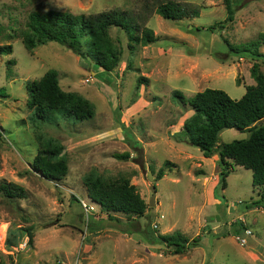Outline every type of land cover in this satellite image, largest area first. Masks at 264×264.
<instances>
[{
  "label": "rangeland",
  "instance_id": "rangeland-1",
  "mask_svg": "<svg viewBox=\"0 0 264 264\" xmlns=\"http://www.w3.org/2000/svg\"><path fill=\"white\" fill-rule=\"evenodd\" d=\"M167 1L199 15L163 19L155 10ZM229 1L233 21L210 32L227 17L224 0H0V45L12 46L10 55L0 57V88L8 94L0 99V183L25 190L24 199H8L0 192V262L264 264V187L254 188L251 172L233 166L221 190L218 156L205 159L199 149L180 141L183 123L193 112L172 96L179 91L189 98L208 88L239 100L254 84L250 68L255 62L264 75V60L235 56L228 46L244 45L264 33V0ZM48 10L88 15L126 11L151 29L156 41L130 52L126 35L110 29L122 49L121 61L110 73L54 42L26 51L21 38L28 14ZM259 52L264 54V46ZM9 60L15 65L9 67ZM49 70L57 72L63 91L94 106L91 120L79 123L55 114L53 122L43 123L33 117L26 107L25 83ZM141 77L147 82L137 86ZM248 137L247 131L223 130L218 145ZM48 143L60 146L67 160L61 180L48 181L32 169ZM124 153L130 155L126 161L114 157ZM159 170L161 179L156 178ZM92 171L108 181L128 180L146 205L153 186L154 205H147L140 218L102 212L83 184ZM81 201L96 211L86 214ZM244 226L253 235L240 247L234 235ZM175 232L189 240L199 236L198 246L173 254L157 242V236Z\"/></svg>",
  "mask_w": 264,
  "mask_h": 264
},
{
  "label": "trees",
  "instance_id": "trees-1",
  "mask_svg": "<svg viewBox=\"0 0 264 264\" xmlns=\"http://www.w3.org/2000/svg\"><path fill=\"white\" fill-rule=\"evenodd\" d=\"M224 1L226 19L209 27L207 31L223 29L227 23L233 21L234 10L230 1ZM155 13L163 19L172 21L195 18L199 15L197 10L188 11L172 1L159 4ZM112 28L126 35L127 48L130 52L138 46L144 47L156 41L153 31L141 26L126 11L110 10L88 15L48 10L28 14L21 43L28 52L49 42L57 43L78 57L89 59L102 71L110 73L118 67L122 57L119 41H114L110 36ZM228 46L235 56L243 54L252 60H264V54L259 52L264 46V33L244 45L235 48ZM11 53V45H0V57ZM7 65L13 66L15 62L9 60ZM250 77L254 84L245 88V93L239 100H233L225 92L217 89L207 88L189 98H185L179 91L172 92L174 98L193 112L183 123L180 141L199 149L205 159L218 156L220 168L218 187L221 190L226 188V178L233 166L251 172L254 188L264 187V122L258 124L264 120V75L256 62L250 68ZM144 82H147L146 78H138L137 86ZM25 90L26 107L40 122H53L55 114L79 123L94 117V106L77 93L63 91L54 70L47 71L38 80L27 81ZM6 98L8 94L5 88L1 87L0 99ZM227 129L247 131L249 137L218 145L220 133ZM61 152L60 146L48 143L33 159L32 169L48 181L63 179L68 172V165ZM114 157L126 161L130 155L124 153ZM163 175V171L159 170L156 178L161 179ZM83 184L89 200L107 214L120 213L140 218L147 209L146 203L128 180L112 182L92 171L84 177ZM0 192L8 199L25 198L24 188L11 182L0 183ZM261 199L264 200V197ZM257 204L258 202L255 203ZM26 233L27 244L32 246L33 234L29 230ZM199 241V236L189 240L179 232L157 236V242L172 249L173 254L185 253L189 248L198 246Z\"/></svg>",
  "mask_w": 264,
  "mask_h": 264
},
{
  "label": "built area",
  "instance_id": "built-area-1",
  "mask_svg": "<svg viewBox=\"0 0 264 264\" xmlns=\"http://www.w3.org/2000/svg\"><path fill=\"white\" fill-rule=\"evenodd\" d=\"M81 205H82V208L86 214H89V213L96 211L93 206L87 205L83 201H81ZM252 235H253V233H252L251 229L244 226V227H241L239 232H237L234 235V239L240 247H246L248 245V241L250 240Z\"/></svg>",
  "mask_w": 264,
  "mask_h": 264
},
{
  "label": "water",
  "instance_id": "water-1",
  "mask_svg": "<svg viewBox=\"0 0 264 264\" xmlns=\"http://www.w3.org/2000/svg\"><path fill=\"white\" fill-rule=\"evenodd\" d=\"M150 190H151V198H150V200H149V202H148V207H152L153 205H154V199H155V189H154V187L152 186V187H150Z\"/></svg>",
  "mask_w": 264,
  "mask_h": 264
},
{
  "label": "crops",
  "instance_id": "crops-1",
  "mask_svg": "<svg viewBox=\"0 0 264 264\" xmlns=\"http://www.w3.org/2000/svg\"><path fill=\"white\" fill-rule=\"evenodd\" d=\"M216 160H217V158H215ZM204 190H205V188H204ZM206 191H208V189H206ZM213 190H211V192H212ZM206 194V193H205Z\"/></svg>",
  "mask_w": 264,
  "mask_h": 264
}]
</instances>
